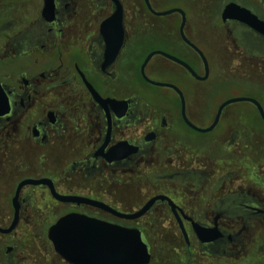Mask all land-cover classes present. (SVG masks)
<instances>
[{"label": "flooded vegetation", "instance_id": "1", "mask_svg": "<svg viewBox=\"0 0 264 264\" xmlns=\"http://www.w3.org/2000/svg\"><path fill=\"white\" fill-rule=\"evenodd\" d=\"M172 1L0 0V264H74L48 236L71 214L138 230L148 264H264V31L222 15L234 2L264 22V0ZM118 4L121 41L102 27ZM172 8L207 73L181 13H155ZM152 51L199 77L156 53L146 76L175 83L146 81ZM228 72L259 106L217 117Z\"/></svg>", "mask_w": 264, "mask_h": 264}, {"label": "water", "instance_id": "2", "mask_svg": "<svg viewBox=\"0 0 264 264\" xmlns=\"http://www.w3.org/2000/svg\"><path fill=\"white\" fill-rule=\"evenodd\" d=\"M146 1L148 2V0ZM174 11H178L181 13V34L186 42H188L198 52L204 63L205 71L207 73L208 64L202 51L196 45L188 41V39L184 35V11L180 8H172L155 13H157L158 15H165ZM233 11L237 13L240 12L242 14L241 19L246 21L251 26L264 31V22L260 21L249 10L240 7L234 2H230L225 6L222 15L224 18L232 16L230 12ZM102 27H112V33L118 34L120 37V41L122 40L124 31L122 27V9L119 4L113 14L103 22ZM120 43L121 42H119L115 47L114 54L117 53L121 45ZM156 53L164 54L165 56L184 64L194 76L199 77L188 64L184 63L178 58L162 51H152L145 57L140 68L141 73L146 81L161 86H172L168 83L154 81L148 78L144 72V68L147 62ZM241 100H252L259 106V103L251 98L233 97L226 100L220 106L217 117L219 116L220 110L224 105ZM6 110V96L4 95V92L0 87V113L5 112ZM210 128L211 127L200 130L205 131L209 130ZM48 236L53 242L56 251L64 253L66 259L74 264H148L150 259V254L148 252L147 246L143 242L138 230L131 228H122L120 226L104 223L85 215L71 214L58 219L50 227ZM101 253L103 255H101Z\"/></svg>", "mask_w": 264, "mask_h": 264}, {"label": "rangeland", "instance_id": "3", "mask_svg": "<svg viewBox=\"0 0 264 264\" xmlns=\"http://www.w3.org/2000/svg\"><path fill=\"white\" fill-rule=\"evenodd\" d=\"M173 5H179L178 2L176 0H173L172 2H170L168 5H166V7L168 6H173ZM195 29L198 31V32H201V34H203L204 31H206L208 29V27H206L205 25H203V22L202 20H198L196 19L195 21ZM197 39H203V36H201L200 34L197 35ZM197 40V43L200 44L201 41ZM202 44V43H201ZM152 48H159V49H163L162 46L160 45H157L155 43H150V45L148 46V48L146 50H149V49H152ZM159 62H162V58L159 56V55H154L150 62H149V66H151L152 64L154 63H159ZM219 63H221L219 61ZM209 65L211 66V77L213 78L214 76V73L217 69V65L215 63H212V61L209 62ZM146 69V73L149 77H151L152 79L154 80H158V81H167V82H174V80H172L171 78L165 76V75H158V74H155L151 71L150 68ZM224 67V66H223ZM194 68L197 72H199V68H198V65L196 63H194ZM225 76L227 77V79H225L222 84H221V87L219 88V90L217 91V96H216V102L218 103V101H221L223 99H226V98H231V97H234V96H242L246 93V90H244L245 88H247L246 85H243L240 81L241 79L238 78L236 75H234L233 73L231 72H228L225 74ZM191 87L194 85V83L197 85L196 86V91L204 88V89H208L210 87V85H212L211 83L213 82H200L198 80H195L194 78H190L189 80H187ZM193 89V87H192ZM156 92L158 94H168L169 93V89L168 88H165V87H157L156 89ZM194 90V89H193ZM244 104L245 102L243 101H239V102H235L234 104H232L230 107H244Z\"/></svg>", "mask_w": 264, "mask_h": 264}]
</instances>
